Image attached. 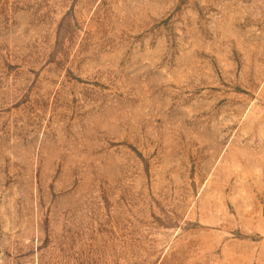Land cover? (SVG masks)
Returning a JSON list of instances; mask_svg holds the SVG:
<instances>
[{
    "label": "rangeland",
    "instance_id": "374dc122",
    "mask_svg": "<svg viewBox=\"0 0 264 264\" xmlns=\"http://www.w3.org/2000/svg\"><path fill=\"white\" fill-rule=\"evenodd\" d=\"M0 264H264V0H0Z\"/></svg>",
    "mask_w": 264,
    "mask_h": 264
}]
</instances>
